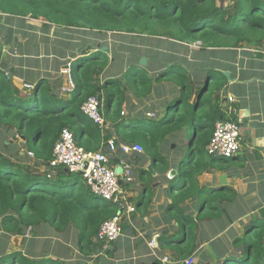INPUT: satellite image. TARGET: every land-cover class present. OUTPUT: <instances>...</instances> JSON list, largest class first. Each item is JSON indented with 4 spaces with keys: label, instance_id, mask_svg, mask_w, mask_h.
<instances>
[{
    "label": "trees",
    "instance_id": "obj_1",
    "mask_svg": "<svg viewBox=\"0 0 264 264\" xmlns=\"http://www.w3.org/2000/svg\"><path fill=\"white\" fill-rule=\"evenodd\" d=\"M230 10L220 8L215 0H0V16L7 23L6 27H0V128L14 131V138L21 139L34 160L47 168L53 146L64 129L73 134L77 146L89 152L98 151L102 142L115 132L119 141L126 145H140L149 154L153 167L157 165L164 169L165 161L158 153V146L167 136L184 128L191 130L192 157L179 164L180 183L171 196L169 207L179 231L158 240V246L171 251L172 259L179 264L194 258L198 223H219L223 217L228 223L231 204L237 197L236 192L226 186L198 189L194 181H187L194 174L209 168H222V164H226L227 160L210 157L205 151L216 120L237 121L233 109L221 108L216 96L211 100L213 91L216 94L226 83L225 70L220 68L217 71L216 67L215 71L208 70L205 86L201 94L195 96V85L185 65L170 63L154 82L176 83L180 96L174 104L166 107L162 117L147 123L134 126L116 120L113 131L110 128L106 136H102L97 125L83 115L81 106L90 97H100L105 120L115 121L113 116L119 113L126 88L135 86L137 92L139 85L147 94L148 87L152 86L147 73L139 65L131 64L133 61L121 80L105 77L112 58L118 54L113 47L106 52L102 48L108 47L109 37L115 38L117 34L133 40L147 38L146 42L149 38L164 37L186 49L200 43L202 52L236 51L243 49L244 45L261 44L264 40V0H234ZM28 19L41 20V27L36 29L25 25ZM13 20L25 30L12 29ZM72 30H77L80 37L76 39L69 33L71 36L64 41V32ZM18 35L25 40L24 46L19 47L14 42ZM51 36L62 39L57 40V47L54 45L50 49ZM92 37L96 39L90 40ZM83 38L89 43L85 49L81 45ZM36 42L43 43L45 56L57 57L60 49V59L79 61L76 69L71 64L74 90L69 99L57 97L44 79L36 82L31 96L23 95L5 75L4 71L10 70L2 60L4 47H19V51L27 53L31 46L35 53H39ZM100 43L101 47L94 48ZM122 49L128 52V48ZM112 50L115 53L109 57ZM102 75L104 79L100 83ZM192 96L195 98L190 103ZM115 144L118 146V141ZM25 156L29 159L27 153ZM5 157L0 153V231L3 237H23L27 229H31L34 237L35 229L42 225H55V230L62 232L68 224H74L80 230L78 250L82 256H89L91 239L104 222L116 215L117 208L111 203L95 202L99 199L90 192L82 178L65 173L63 168L40 174L33 164L26 165ZM194 195L198 196L199 202L196 215L192 216L186 214L184 204L185 198ZM256 214L243 226L241 236L231 241L234 253L219 255L215 262L198 264H264V208ZM230 224L231 221L227 225ZM0 264L64 263L50 258L37 259L23 251L7 253L0 246Z\"/></svg>",
    "mask_w": 264,
    "mask_h": 264
},
{
    "label": "crops",
    "instance_id": "obj_2",
    "mask_svg": "<svg viewBox=\"0 0 264 264\" xmlns=\"http://www.w3.org/2000/svg\"><path fill=\"white\" fill-rule=\"evenodd\" d=\"M12 24L15 26L13 21ZM1 25L6 27L7 23L2 19L0 20V27ZM4 34L2 33L1 36H4ZM19 37L20 35L15 36L14 42L18 43L19 47L24 46V41H21ZM142 39L143 37L139 40ZM110 40L111 37H109L107 42ZM119 43L122 44L123 42L121 43V40H119ZM136 45L137 43L131 42L130 44L122 45V47H131L133 49L141 47L140 45L136 47ZM36 46L39 48V53H35L31 46H29L30 50L27 53L19 51V47L18 49L16 47H4L3 50L2 60L9 65L10 70V72L5 70L4 73L9 75L13 86L23 95H29L33 91L24 90V84H30L34 87L35 82L44 79L41 75L43 70L38 69V67L42 68L39 65L43 64V60L52 57L50 54V56H44L43 44L36 42ZM106 50L108 51V47L102 49L104 52ZM242 50L237 51V58L233 62V67L225 58H215V51H211L213 58L208 55L210 51L206 54H204L205 52L198 53L202 55L203 60V62H199L196 65L200 69L199 73L187 67L194 85L201 80L198 75L203 77L202 81H204L208 70L215 71V67L217 71L220 68L225 70L223 74H227L226 83L216 94L215 90L213 91L211 100L212 97L215 99L216 96L221 108L226 107L234 110V117L240 122L241 128L239 153L233 159L227 160L226 164H222V168H209L200 174H194L193 178L187 181H194L193 183L198 189H216L226 186L235 191L237 197L234 204L247 206L246 209H239L237 206L231 207L234 210L231 214L236 216L237 220L251 217L260 208H264V48L249 47L247 50ZM145 53L149 60H154V57L148 51ZM139 67L143 68L141 70L147 73L149 80L152 81V86L148 87L149 91L147 90V94H144L146 89L141 90V88H138L137 92L133 90L134 95L131 93L126 94L127 98L133 97L129 102L130 104H127L131 105L129 106L131 111L127 116L130 120L142 118H146L149 121L155 120L159 118L157 115L158 111L163 113L168 107L165 106L167 102L179 98L180 92L177 87L171 85L173 83L154 82V79L163 72L162 69L157 71L158 69L150 70L149 67L145 68L141 65ZM108 72L106 71L104 74L105 77H108L106 76ZM100 78H103V75ZM101 82L103 83V80ZM63 87L64 85L61 83V88ZM196 93L197 91L194 90L193 95L195 94L196 96ZM141 94L144 95L141 96ZM195 96H192V99L189 100L190 103ZM70 97L71 94L69 95ZM214 104L215 101L212 103L215 108ZM127 108V106L122 108V112ZM147 115H153L155 118H149ZM128 118H124L128 125H138L137 122L129 124ZM226 119H228L227 116ZM115 134L114 132L111 138L118 141L119 145L126 144L121 140L119 141ZM174 134L176 135L172 134L170 136H173L178 144L181 143L179 144L181 150L178 155H174L173 151L167 148L170 136H167L158 146V153L167 164L164 169L157 165L153 167L152 160L144 149L143 154L124 155L118 152L115 157L114 166L117 167L119 161L122 160L130 168V179L132 182L124 185V189L126 190L128 203L135 209L133 213L122 219V231L115 241L97 243L92 238L91 254L87 257L89 262H85L83 260L84 256L78 250L77 243L80 230L75 225L73 227L72 224H68L62 232H57L55 225H42L35 229L36 236L32 237L35 242H29L31 244L28 247L29 252L36 250L40 253L37 255L31 254L30 256L37 259H59L64 264H154L155 261L163 264L162 259L164 257L172 258L170 251L158 246L159 239L172 236L173 229L178 228L176 222L172 220V212L169 209L173 198L171 196H174V194L170 186L171 181H168L167 177L169 179L177 177L179 164L181 163L179 159L183 156L185 149H191L188 161L191 160L193 151L188 141L184 140L187 134L186 129ZM106 135H108L107 132L102 133V136ZM129 145L135 144L130 143ZM145 174H149V177H146ZM177 186L179 184L176 185V189ZM195 196L197 195L185 198L184 208H186L185 211L188 215H196V202L198 199ZM235 211H237V215L234 214ZM215 223V221L212 222V225L215 226ZM234 223L230 227L227 226L228 228L222 225L223 228L219 230L220 234L217 232L219 236L216 237V240L221 237L224 238L225 234L234 227ZM199 228L200 226L198 225V230ZM151 243L152 246H150ZM153 247L154 249H152ZM47 249L52 250L51 256L47 253Z\"/></svg>",
    "mask_w": 264,
    "mask_h": 264
},
{
    "label": "rangeland",
    "instance_id": "obj_3",
    "mask_svg": "<svg viewBox=\"0 0 264 264\" xmlns=\"http://www.w3.org/2000/svg\"><path fill=\"white\" fill-rule=\"evenodd\" d=\"M215 2L220 8L227 9L230 12H231L230 8H232L233 4H234V0H215ZM2 19L6 22L5 18H2ZM2 19H0V20H2ZM13 23L16 26V29L19 27L18 29L25 30V29L20 28L21 25L17 21L13 20ZM24 23H26L25 25L33 26L36 29H39L42 25L41 20L36 21V20L28 19ZM11 26H12V29L15 28V26H13V25H11ZM1 27H3V26L1 25ZM69 33H71L74 37H76V39H78L80 37V36H78L77 30H72L71 32H64V39H65L64 41H67L68 37L71 36V35H69ZM85 33H87V32L85 31ZM26 34H28V32ZM109 34L112 35V33H109ZM120 35L121 34H117L115 38H111V40L107 42L108 43V50H110L113 47L119 56L116 55V56H114V58H112V64L108 68V70H110V71L108 72V70H107L108 73L106 74V76H108V77H106V78L121 80V76L128 69L129 63L131 61H133V62H131V64L141 65V63H140L141 59H146V63L143 66L145 68L149 67L150 70L158 69L157 71H159L162 69L164 71V69L170 63H175V64L180 63V64L185 65L184 68H186L187 70H188L187 67H190L196 73H199L200 69L197 68L196 65L199 62L200 63L203 62V60H202V55L198 54V53H200V52L204 53L205 52L204 54H206L208 51H210L208 55L210 56V58H213V54L211 53V50H206V51L202 52L200 50V47L197 48L198 46H200V43L190 45L189 46L190 49H186L182 46V44L178 45L179 43H172L171 39H167L164 37L158 36L155 38H149V40L147 42L145 41V43H144V39H147V38H143L142 40H139L140 38L133 40L131 38H128V36H126V35L124 36L123 34H122V38H121ZM61 39L62 38L57 39V38H53L51 36V40L53 42L49 43L50 49L54 45L57 47L58 44L56 42H57V40H61ZM94 39H96V38L92 37L90 40H94ZM119 40H121V43L122 42L123 43L120 44ZM23 41L25 42V40H23ZM131 42L132 43H138L136 45V47L139 45L141 47H137L138 49L137 48L133 49V48L129 47L128 52H126V50L124 51L122 49V45H124V44L127 45V44H130ZM81 45H82V49H85L87 47V45H89L88 40L86 38H83L81 40ZM100 45H102V44L100 43V44H98V46H96L94 48L101 47ZM249 47H263L264 48V40L261 42V44H252V45H248V46L244 45L243 49L247 50ZM148 49H150V50H148ZM114 50H112L111 53H108L109 57H111L113 55V53H115ZM59 51H60V49H58V51H57L58 52L57 57L52 56V57H48V58L44 59L43 64L39 65L42 68L38 67V69L43 70V74L41 73V75L43 76L44 80H46L48 82V85L51 87V89L56 93V96L63 98L64 100H67V99H69V94L62 92L61 83L63 85H66L68 83V81H66L68 78L66 61L68 64V62L71 59H69V58H66L64 60L60 59L59 58L60 57ZM147 51L150 53V55H152L154 57V60L148 59V56L145 55L146 54L145 52H147ZM237 51L238 50H236V51H232V50L215 51L217 53H215L214 56L217 59L225 58L226 61L233 67V62L237 58ZM239 51H243V50L241 49ZM130 52L133 54L132 56L129 55ZM119 53H123V54H119ZM143 56H144V58H142ZM78 57H80V56H77V58ZM137 59H139V60H137ZM75 60L76 59H72L70 62L74 61L72 66L76 69L78 67L79 61L78 60L75 61ZM198 77L201 80H199L198 83L195 85V90L197 91L198 94H201L205 84H204V81H202L203 77H201L200 75H198ZM103 79L104 78H100L101 81ZM101 81H100V83H101ZM99 85H101V84H99ZM171 85L173 87H176V83H173ZM134 87L133 88L128 87L125 89V92H123L124 93V96H123L124 102H123V104L119 110L118 115L113 116L115 121H112L111 119H107V122L109 123L112 131H113L112 127H114L116 120L117 121L121 120V122H124V121L126 122V120L124 118H128L127 114H129L131 111V108L129 107L131 105H127V104H130L129 102L133 98V97L127 98L126 94L131 93L132 95H134V92H133ZM137 87L139 88V85ZM32 94H33V91L29 93L30 96ZM174 102H175V100H170V102H167V104L165 106L173 105ZM124 104H126V105H124ZM126 106L128 108L122 112V108H126ZM180 109H182V108L180 107ZM157 115H158V117H162L164 115V112L160 113L158 111ZM156 119H158V118H156ZM128 122H129V124H132L133 122H137L138 124H143V123L149 122V120L146 118H142V119H138V120H130L129 119ZM184 129L187 130V134L184 137V140H187L188 144H189V140L191 138L192 132L189 128H184ZM13 135H14V131L7 132L3 127L0 128V153H2L4 156H6L5 158H7L9 160L18 161L19 163H23L26 165H28L27 163H29L30 165L33 164L32 166L36 167V172H38L40 174L45 173V171L47 170L45 165L42 162H40L38 160H34L30 157H29V159L26 158V156H25V153H27L26 147L23 145V142L21 141V139L19 137L14 138L15 136H13ZM173 135H176V134H173ZM115 136H116V138L118 137L117 134H115ZM179 144H181V143H179ZM179 144L177 143V141H175L173 136H170L168 138L167 148L169 150H172L174 155H178L180 153V150H181V146H179ZM190 152H191V149L186 148L184 153H183V156L179 159V161L183 162L184 160H188V156H189V154H191ZM163 165L166 166L167 165L166 162L163 163ZM47 172H48V170H47ZM145 176L149 177V174H145ZM167 180L171 181L170 186L173 189V193H175L177 191L176 185H178L180 183L178 176L175 178H171V179H169L167 177ZM197 199H198V201L196 202V204H198V202H199L198 196H197ZM95 202L102 203L101 200H96ZM222 205L225 206L226 204L223 203ZM231 205L237 206L239 209H246L247 208V206H245V205L241 206V205H238L237 203L236 204L233 203ZM181 206L182 205H179L178 207L180 208ZM233 211H234L233 209L229 210V213H230L232 219L230 217V220L228 221V223L225 221V219H224L225 217H223L221 222H219L217 224L215 223V226L212 225V222H204V224L202 223V225H201V223H198L200 228L197 231L198 244H197L196 252L193 254V257L195 258L193 264H198V263H201L203 261L215 262V261H217V259L221 255H224V254L230 255L231 253H234V250L230 247V243L234 237L241 236L243 226L251 218L247 217V218H242V219L237 220L236 216L231 214V213H233ZM194 212H195V209H194ZM116 214H117V212H116ZM234 214L237 215V211H235ZM192 215H194V214H192ZM256 215L257 214H255L253 216H256ZM249 216H251V215H249ZM124 217L125 216H123L121 219H123ZM230 221L232 222V224H233V222H235L234 227H232L225 234L224 238L221 237L220 239L216 240V237H218L219 236L218 234H220L219 230L221 229V226L223 225V226L227 227L228 226L227 224H229ZM232 224H230V225H232ZM72 225L74 227V224H72ZM230 225L228 227H230ZM177 231H179L178 228H174L172 231L173 235H175L177 233ZM217 232H219V233L217 234ZM33 239L34 238H32L31 229H27L25 232V235L23 237L15 236V237H10L9 239L4 238L1 231H0V246L4 247V250L7 253L15 252V251H23V252H25L26 255H29V256L31 254L37 255L38 253H40L39 251L34 250V251L29 252V250H28L29 245L32 243L31 241L35 242ZM29 242H31V243H29ZM27 244H28V246H27ZM166 250L169 251L168 249H166ZM47 253L51 256L52 250L47 249ZM171 256H172V253H171ZM87 257L88 256L83 258V260L85 262H87V261L89 262V259ZM58 261L63 262L59 259H58Z\"/></svg>",
    "mask_w": 264,
    "mask_h": 264
},
{
    "label": "built area",
    "instance_id": "obj_4",
    "mask_svg": "<svg viewBox=\"0 0 264 264\" xmlns=\"http://www.w3.org/2000/svg\"><path fill=\"white\" fill-rule=\"evenodd\" d=\"M70 61L67 64L68 78L66 81L68 83L62 88V92L69 95L74 90V78L71 75V64L73 62ZM5 75L9 77L7 73ZM33 88L30 84L23 85V89L26 91H31ZM81 112L97 125L101 133L110 131V125L103 116L102 105L97 96L88 98L81 106ZM147 116L155 118L153 115ZM240 135L239 121H216L211 138L205 147L206 154L217 159H233L240 150ZM118 152L124 155H137L143 154L144 150L139 145L121 144L116 146L115 139L110 138L102 142L98 151L89 152L77 146L73 134L68 129H64L53 146L51 160L46 168L48 172L63 168L69 174L80 176L97 199L105 203H111L117 208V214L100 226L97 235L94 237L97 243L115 241L122 231L121 218L135 211L134 207L128 203L126 190L124 189V185L132 182L130 168L122 160L119 161L117 167L113 165ZM27 156L33 159L32 153L27 152ZM150 246H152V243ZM194 260L195 258H190L183 261V264H193ZM162 263L179 264V262L169 257H164Z\"/></svg>",
    "mask_w": 264,
    "mask_h": 264
},
{
    "label": "water",
    "instance_id": "obj_5",
    "mask_svg": "<svg viewBox=\"0 0 264 264\" xmlns=\"http://www.w3.org/2000/svg\"><path fill=\"white\" fill-rule=\"evenodd\" d=\"M140 63H141V66H143L146 63V59H141ZM224 75H225V77L227 76V74H224ZM98 100L101 102L100 97H98ZM65 173H68V171L65 170Z\"/></svg>",
    "mask_w": 264,
    "mask_h": 264
},
{
    "label": "bare ground",
    "instance_id": "obj_6",
    "mask_svg": "<svg viewBox=\"0 0 264 264\" xmlns=\"http://www.w3.org/2000/svg\"><path fill=\"white\" fill-rule=\"evenodd\" d=\"M129 42V41H128ZM138 44V43H137ZM143 48V47H142ZM150 50V49H149ZM118 54V53H117ZM116 55V54H115ZM130 55V54H129ZM119 56V55H118ZM134 57V56H133ZM134 59V58H133Z\"/></svg>",
    "mask_w": 264,
    "mask_h": 264
},
{
    "label": "clouds",
    "instance_id": "obj_7",
    "mask_svg": "<svg viewBox=\"0 0 264 264\" xmlns=\"http://www.w3.org/2000/svg\"><path fill=\"white\" fill-rule=\"evenodd\" d=\"M154 120V119H153ZM156 120V119H155Z\"/></svg>",
    "mask_w": 264,
    "mask_h": 264
}]
</instances>
